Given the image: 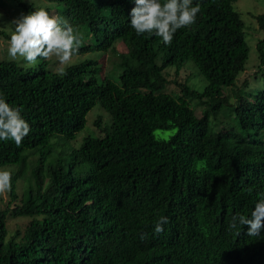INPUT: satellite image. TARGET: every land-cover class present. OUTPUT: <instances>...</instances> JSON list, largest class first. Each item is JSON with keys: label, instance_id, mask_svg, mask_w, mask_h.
<instances>
[{"label": "trees", "instance_id": "1", "mask_svg": "<svg viewBox=\"0 0 264 264\" xmlns=\"http://www.w3.org/2000/svg\"><path fill=\"white\" fill-rule=\"evenodd\" d=\"M8 1L16 19L62 16L83 44L63 76L54 59L0 60V98L31 128L20 147L0 141V169L17 166L0 210V264H264V229L229 228L264 197V14L254 16L261 73L238 85L249 56L238 0H192L196 22L169 46L136 35L133 0ZM10 25L0 31L7 48ZM109 55L117 78L104 73ZM189 61L204 87L189 83ZM170 68L190 73L178 93L165 91ZM96 105L108 119L96 117L95 136L54 156L50 140H73Z\"/></svg>", "mask_w": 264, "mask_h": 264}, {"label": "clouds", "instance_id": "2", "mask_svg": "<svg viewBox=\"0 0 264 264\" xmlns=\"http://www.w3.org/2000/svg\"><path fill=\"white\" fill-rule=\"evenodd\" d=\"M133 3L130 27L137 36L148 34L160 38L165 46L171 45L179 29L194 24L201 11L200 5L193 6L192 0H164L163 3L161 0H133ZM12 24L14 28L7 41L10 61L22 60L27 66H35L40 60L55 59L58 74L66 75L67 66L82 47V33L62 16L50 15L44 9L22 15ZM116 72L118 75L120 70L117 68ZM30 131L21 110L0 98V141H11L20 147ZM11 181V172L0 170V193L11 190ZM167 223V217H160L154 222V233H162ZM238 225L247 226L249 237L260 236L264 229V197L255 203L250 215L232 216L229 228L236 229Z\"/></svg>", "mask_w": 264, "mask_h": 264}, {"label": "rangeland", "instance_id": "3", "mask_svg": "<svg viewBox=\"0 0 264 264\" xmlns=\"http://www.w3.org/2000/svg\"><path fill=\"white\" fill-rule=\"evenodd\" d=\"M28 2H34L35 4L42 6L45 5L44 2L40 0H25ZM5 2V3H3ZM233 9L240 14V17L244 23V32H245V41L249 48V56L248 60L245 65V71L243 74L240 75L238 80V85H240L243 81H247L249 84L253 83V76L255 73L257 74L259 72V62L257 60V52H256V43L258 39L263 38L262 33L258 30L256 20L254 19V16L259 14H264V0H238L236 3L233 4ZM18 11H20L19 7H17L14 3L9 2L8 0H0V31H8L10 28V23L15 20L18 16ZM1 38V35H0ZM4 43V40L2 41L0 39V60H3L4 58L8 59L7 56V46ZM119 49L121 51L125 50V47L122 43H118ZM6 50V52H4ZM95 54V53H94ZM94 56L88 55L86 57H79V60H83V58H93ZM100 60V63L102 62V58H100V55L98 57H95ZM77 59V57H76ZM55 60V59H54ZM74 59H72L73 61ZM76 61V60H74ZM71 63V62H70ZM117 58L109 55L106 60H104V73H110L112 75L116 74L117 72ZM188 65H191L194 69V65L192 62H188ZM55 67H57L56 61H55ZM264 68V66H263ZM188 69L179 70L178 72L175 71V69L170 68L167 69L165 72V76L167 78L168 84L165 88L166 92H177L178 93V87L176 86L175 82L177 83H183L188 77L190 78V73L188 72ZM264 72V71H263ZM261 73V72H259ZM196 78L191 77L189 79V83H194L197 78L202 80V87L205 86V81L203 80L202 76L198 74V71L195 69V73L193 74ZM118 75H116L117 78ZM260 76V74H259ZM100 115L102 117L103 121H107L108 115L107 113L101 109L98 105L93 107L86 115L85 117V126L84 128L77 133L75 138L73 140H62L58 139L60 137H53L50 141L53 145V155L56 156L59 153H62V157L65 154V150L68 147L74 148L79 147L80 144L83 141V138L87 135L95 136V131L91 129V126H93V122L96 119V117ZM169 132H161L160 130H156L154 132V137L156 139H168ZM5 170H9L8 168H14L17 166H5ZM4 170V169H0ZM21 183L18 185L17 191L20 193ZM10 197L8 193H0V210L5 209V205L9 203ZM10 222H14L9 220ZM16 222V221H15Z\"/></svg>", "mask_w": 264, "mask_h": 264}]
</instances>
